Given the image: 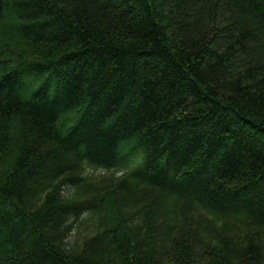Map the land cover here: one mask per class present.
Masks as SVG:
<instances>
[{"label": "trees", "instance_id": "obj_1", "mask_svg": "<svg viewBox=\"0 0 264 264\" xmlns=\"http://www.w3.org/2000/svg\"><path fill=\"white\" fill-rule=\"evenodd\" d=\"M0 264H264V0H0Z\"/></svg>", "mask_w": 264, "mask_h": 264}, {"label": "rangeland", "instance_id": "obj_2", "mask_svg": "<svg viewBox=\"0 0 264 264\" xmlns=\"http://www.w3.org/2000/svg\"><path fill=\"white\" fill-rule=\"evenodd\" d=\"M72 194L71 190H68L66 195H70ZM92 230V225L91 223H83L81 222L80 226L76 227L75 231L73 232V234L69 237L67 242H72L76 239V237L79 236H85L88 233H91Z\"/></svg>", "mask_w": 264, "mask_h": 264}]
</instances>
